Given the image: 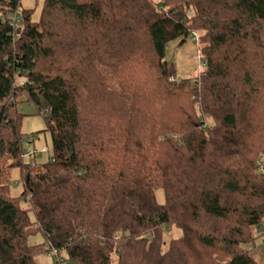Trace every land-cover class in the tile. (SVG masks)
Here are the masks:
<instances>
[{
	"label": "trees",
	"instance_id": "16d2710c",
	"mask_svg": "<svg viewBox=\"0 0 264 264\" xmlns=\"http://www.w3.org/2000/svg\"><path fill=\"white\" fill-rule=\"evenodd\" d=\"M21 1L0 0V264L54 251L67 264H255L264 0H42L37 21ZM195 33L206 70L193 83L166 53ZM24 103L52 135L42 164L23 144Z\"/></svg>",
	"mask_w": 264,
	"mask_h": 264
},
{
	"label": "rangeland",
	"instance_id": "374dc122",
	"mask_svg": "<svg viewBox=\"0 0 264 264\" xmlns=\"http://www.w3.org/2000/svg\"><path fill=\"white\" fill-rule=\"evenodd\" d=\"M154 5H159L160 0H152ZM42 0H22L21 9L32 10L33 20L37 21L42 11ZM202 44L198 42L194 35L188 39L183 40L178 38L172 41L167 49L166 60L171 65L175 72L177 79H190L193 83L201 77V74L206 70L205 59L200 50ZM22 113L27 114L23 120L22 132L24 134L23 144L25 149H35L40 152L37 157V163L42 164L49 160L53 153L52 147V135L50 131H47V125L45 116L37 114L36 107L30 103H24L19 106ZM35 141L30 142V137H34ZM26 162H29V157L25 158ZM40 167H37L39 170ZM24 190V184L21 180L19 169L16 168L12 172L11 181V194L18 197ZM157 200L159 203L165 202V196L162 189L156 190ZM24 207H29L27 202H23ZM31 218L34 220L35 215L31 212ZM264 217L262 219L261 227H254L253 235L255 242L253 244L245 245L247 250L250 251V255L254 258L255 264H264ZM182 236V231L178 228H171L165 235V240L170 242L172 238H178ZM30 244H43L45 238L41 233H37L29 237ZM168 247V245H167ZM165 246V250L167 249ZM255 247V248H254ZM61 260L65 259V254H60ZM37 261L40 264H59L57 256H51L48 253L42 254L37 257ZM68 264H73L68 262Z\"/></svg>",
	"mask_w": 264,
	"mask_h": 264
},
{
	"label": "built area",
	"instance_id": "2783aa9c",
	"mask_svg": "<svg viewBox=\"0 0 264 264\" xmlns=\"http://www.w3.org/2000/svg\"><path fill=\"white\" fill-rule=\"evenodd\" d=\"M19 19H20V17L18 16V15H16V14H9L7 17H6V20H8V22L13 26V25H16L17 23H18V21H19ZM194 36L196 37V39H198V34L197 33H195L194 34ZM35 153V152H33V151H31L30 149H29V153ZM39 170H41V168L39 169ZM49 255H58V253H57V251H54V252H51V253H49ZM58 263L59 264H67V262L65 261V260H61L60 258L58 259Z\"/></svg>",
	"mask_w": 264,
	"mask_h": 264
}]
</instances>
